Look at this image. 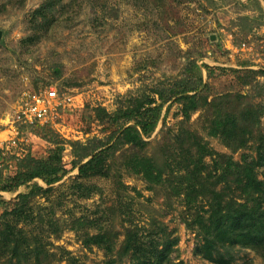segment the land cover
<instances>
[{
    "label": "rangeland",
    "instance_id": "obj_1",
    "mask_svg": "<svg viewBox=\"0 0 264 264\" xmlns=\"http://www.w3.org/2000/svg\"><path fill=\"white\" fill-rule=\"evenodd\" d=\"M47 1L0 0V165L7 163L12 174L15 160L26 155L46 159L56 151L66 171L50 187L42 180L30 183L51 190L32 200L33 222L24 228L42 241L38 260L27 259L32 264H134L121 249L130 231L144 251L175 240L166 264H213L197 252L201 237L186 225L195 211L188 210L183 197H167L166 189L177 179L165 172L161 185L150 186L126 169L119 153L107 159L108 177H84L73 165L71 145L90 150L105 141L116 127L107 117L100 119L97 110L110 114L123 97L187 78L186 66L195 61L202 67L208 102L240 95L242 104L260 111L262 141L253 137L245 149L232 151L209 136L206 117L215 113L213 108L193 112L186 127L234 162L262 164L256 171L264 181V0H55L44 17L34 15ZM46 87L75 97L74 104L60 108L48 124H13L23 93ZM178 107L171 104L143 155L172 162L179 153L181 145L172 141L181 127ZM13 137L16 145L9 146ZM126 148L121 153L128 156L132 152ZM27 191L22 186L14 193L0 192V224L16 196ZM51 220L56 233H51ZM98 234L113 249L88 243ZM7 251L0 247V264H14ZM228 258H234L232 264H264L251 249L236 247Z\"/></svg>",
    "mask_w": 264,
    "mask_h": 264
},
{
    "label": "trees",
    "instance_id": "obj_2",
    "mask_svg": "<svg viewBox=\"0 0 264 264\" xmlns=\"http://www.w3.org/2000/svg\"><path fill=\"white\" fill-rule=\"evenodd\" d=\"M55 3V0H48L34 15L44 17ZM259 10L262 14V9ZM204 67L207 75H211V70ZM185 72L187 78L167 87L150 88L139 95L121 98L110 114L105 109L97 110L98 117H107L116 129L90 150L80 143H73L71 146L76 153L73 165L84 177L106 178L110 173L107 165L109 155L113 158L119 153V158H125L126 169L141 176L150 186L161 185L167 172L172 180L177 179L171 190L166 189L170 193L167 197H183L188 210L195 211L186 225L201 237L197 252L204 259L213 264H232L234 258H228V253L236 247L256 251L264 259V181L259 179L256 171L262 164L247 160L234 162L230 157L212 151L196 132L186 127L193 112L200 108H213L215 113L206 117L209 136L220 138L232 151L243 150L253 137L262 141L260 111L252 104H242L240 95L220 96L208 102L204 94L207 86L203 84L202 67L191 61ZM173 103L178 104L177 115L182 117L181 127L172 139L174 144L181 145L175 150L179 153L173 155L172 162L167 157L158 159L156 155H143L149 144L146 140L166 118ZM164 107L165 113L162 114ZM78 146L83 151H77ZM126 147L132 152L128 156L121 153ZM260 149L258 146L257 155ZM207 158L212 163H207ZM6 170L7 163L0 165V192L14 193L22 186L28 191L18 194L13 207L2 215L0 247L8 250L14 264H32L27 258L38 260L42 239L39 234L26 232L24 227L33 222L30 217L32 200L51 189H45L36 182L30 183L42 180L50 187L59 182L66 171L56 151L46 159L26 155L15 160L12 174ZM37 222L42 223L41 216ZM90 225L96 226V223ZM54 226L51 220V233H56ZM38 229L43 233L41 226ZM88 243L113 249L111 242L108 246L101 234L89 238ZM175 244L174 240L171 244H164L160 250L144 251L138 235H131L128 231L121 249L130 255L134 264H166L168 247Z\"/></svg>",
    "mask_w": 264,
    "mask_h": 264
},
{
    "label": "built area",
    "instance_id": "obj_3",
    "mask_svg": "<svg viewBox=\"0 0 264 264\" xmlns=\"http://www.w3.org/2000/svg\"><path fill=\"white\" fill-rule=\"evenodd\" d=\"M75 97L60 95L56 87H46L39 91H29L23 93L17 108L13 124L21 125L48 124L53 122L55 113L66 106L74 104ZM12 123V122H11ZM13 130V125L11 126ZM16 138H10L7 142L10 146L16 145Z\"/></svg>",
    "mask_w": 264,
    "mask_h": 264
},
{
    "label": "water",
    "instance_id": "obj_4",
    "mask_svg": "<svg viewBox=\"0 0 264 264\" xmlns=\"http://www.w3.org/2000/svg\"><path fill=\"white\" fill-rule=\"evenodd\" d=\"M0 35H1V33H0Z\"/></svg>",
    "mask_w": 264,
    "mask_h": 264
}]
</instances>
